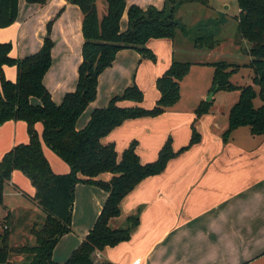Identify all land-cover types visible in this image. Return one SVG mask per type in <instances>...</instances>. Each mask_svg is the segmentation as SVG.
I'll return each mask as SVG.
<instances>
[{"label": "crops", "instance_id": "obj_1", "mask_svg": "<svg viewBox=\"0 0 264 264\" xmlns=\"http://www.w3.org/2000/svg\"><path fill=\"white\" fill-rule=\"evenodd\" d=\"M125 3L142 9L150 6L161 9L165 0H125ZM96 8L98 18L102 19L107 4L104 0H96ZM166 9L168 12L169 8ZM228 9L225 6L224 11ZM184 11L189 18L196 11L224 16L214 2L208 7L197 3L182 4L175 9V17L182 20ZM198 18L197 14L193 18L196 21L190 20L191 26L195 22H198L196 26H201ZM52 20L51 65L43 78V85L52 101L58 105L66 93L76 88L83 43L79 7L65 0H49L44 5L19 0L17 19L11 26L0 29V42L11 43L12 58L21 59L32 55L40 49L47 33L46 25ZM224 21L206 30L207 33L198 34L215 36L220 40L213 50L194 49L192 43L195 33L183 30L186 29L183 26L173 41L152 39L147 42L146 47L154 54L155 61L131 49L119 51L112 65L99 75L96 98L77 120L76 129H82L92 111L105 107L113 95L120 94L132 83L133 77L144 95L140 106L145 109L153 107L159 97L156 79L173 59L186 62V57L190 56L195 57V60H192L193 66L180 84V100L177 104L156 118L127 120L101 140L103 144L113 143L118 157L130 142L136 141L140 162L149 163L157 158L166 139L164 135L160 136L154 147L150 148L153 140L148 137L153 133L152 125L166 123L167 132L176 131L177 137L179 132L181 134L172 144L174 151L185 146L190 140V126L195 113L174 108L181 103L182 88L193 69H212L209 63L227 62L223 55L229 53L244 55L246 64L250 61V57L245 54L246 44L242 43V49L235 44L236 24L234 30L229 31L225 30L228 28ZM126 27L124 13L120 30L124 31ZM3 73L7 80L15 82V67L5 66ZM200 99L195 101L199 103ZM32 102L38 103L35 99ZM134 105L128 101L119 103L121 107ZM216 114L212 110L197 120V129L201 133L198 144L171 159L161 174L141 181L121 201L120 216L111 219L109 227L120 228L127 217L136 214L139 224L127 242L97 252L98 261L112 264H264V135L253 136L247 127H240L224 142L221 136L227 128L228 116L220 123ZM35 129L41 138L42 125L37 123ZM27 142L25 122L4 123L0 126V160L13 147ZM41 144L53 172L67 174L70 170L68 165L49 150L42 140ZM110 178L111 175L105 173L96 180L107 182ZM15 194L25 198L30 205L11 211L5 197ZM34 194L35 189L30 181L21 172L13 171L10 182L4 186L3 207L6 208L5 216L7 213L16 216V226L17 222L24 220L26 230L29 224L44 218L30 200ZM106 198L107 194L97 186L83 183L75 186L70 229L75 239H71L70 233L59 239L52 254L55 262L65 261L81 243L95 223Z\"/></svg>", "mask_w": 264, "mask_h": 264}, {"label": "trees", "instance_id": "obj_2", "mask_svg": "<svg viewBox=\"0 0 264 264\" xmlns=\"http://www.w3.org/2000/svg\"><path fill=\"white\" fill-rule=\"evenodd\" d=\"M28 4L44 5L49 0H24ZM81 11V63L78 67L76 88L66 93L56 105L43 85V78L51 65L53 41L50 26L40 49L21 59L10 56L11 43L0 42V126L8 121L26 123L28 142L18 144L0 160V207L3 206L5 184L11 180L13 171H19L35 189L30 199L44 215L32 223L28 234L33 245L14 246L11 237L16 229L14 214L7 213L0 222V264H112L100 262L96 253L115 247L130 239L138 226V214L129 216L117 229L109 227V221L120 216L121 201L144 179L161 174L168 162L200 142V136L191 126V137L186 146L177 152L172 150L171 139L165 141L152 163L142 164L136 153V141L130 142L120 157L113 143L101 140L125 121L139 118H155L162 115L180 100V84L188 75L192 63L172 60L170 66L155 81L159 97L151 109L140 104L143 93L135 83L120 94L113 95L103 108L94 109L87 124L80 130L76 122L97 95L99 75L109 68L117 53L131 49L142 57L155 61L154 54L146 47L149 40H174L178 30L185 25L175 17V9L185 3H197L208 7V0H165L163 8L150 6L142 9L127 6L125 0H105L107 11L98 18L96 0H65ZM235 44L250 57L244 65L253 72L251 85L238 87L229 81L239 65L225 61L209 63L212 67L211 92L239 91L238 101L228 112V125L222 135L224 142L231 133L247 127L253 136L264 135V105L255 108L253 101L259 98L264 104V0H236ZM19 0H0V29L11 26L17 19ZM169 11L167 12V9ZM126 14L127 27L120 30V21ZM182 28V29H181ZM220 44L215 36L197 35L192 43L194 49L213 50ZM5 66L15 67V82L7 80ZM38 101L34 104L32 100ZM128 101L135 105L119 106ZM211 102H201L195 109V119L208 114ZM42 125L41 138L35 125ZM69 167L67 174H55L45 158L42 144ZM111 175L109 181L96 180L101 175ZM79 183L94 185L107 194V198L90 231L64 263L53 260L52 254L59 239L70 232L75 186ZM23 196L26 197L24 193ZM16 217V216H15ZM18 258V259H16Z\"/></svg>", "mask_w": 264, "mask_h": 264}, {"label": "rangeland", "instance_id": "obj_3", "mask_svg": "<svg viewBox=\"0 0 264 264\" xmlns=\"http://www.w3.org/2000/svg\"><path fill=\"white\" fill-rule=\"evenodd\" d=\"M208 2H209V4H208L209 6H211V4L214 2L216 4V6H218L220 8V11L223 12L224 16H221V14L214 13V12L206 11V13L204 14V13H202L203 11H200V12L196 11L195 12L196 14H194V16L197 14L199 15V18L197 21H200L199 23H201V26H199V25L196 26V24L198 22L193 23V25L191 26V21L195 20V19H193L194 16L192 15L189 18L188 14L184 11V12H182L183 13L182 14V20H180L181 24L185 25V27H186V29H183V30H185V31L190 30L191 34L194 32L195 33L194 36H197L198 34H202L201 32L207 33L206 30L210 29L211 27L217 25L220 21H224V20H225L224 21L225 26H227V28H228L225 30H229V31L234 30L235 24H236L235 18L237 16V10H238L236 0H208ZM104 3H106L105 0H104ZM225 6L229 7V9L227 11H224ZM209 18L211 19L210 21L207 20ZM177 20H179V19H177ZM50 22H51L50 34H51V27H52L53 20ZM213 23H215V24H213ZM48 24L46 25V30H47ZM50 39H51V36H50ZM223 56H225V58L227 59L226 61L228 63L239 65V69L230 76V78H229L230 83L232 85H235L238 87L251 85V86H253L254 90L256 92H258V87L255 86L252 82V78H253L252 70L250 68L244 66L246 64V63H244L245 62V59L243 57L244 55L238 54V53H229V54H226ZM194 58L188 56V57H186V60H188L186 62L192 63L193 62L192 60H195ZM192 66H193V63H192ZM212 71H213V69H211V68L200 69L198 67H195L192 71V74H190V76L187 78V80L185 81V84L182 88L181 103L177 106V108H174V109H177V111H183L185 113H188L189 111L194 113L195 112L194 110L197 108L199 103L211 102L210 112L212 110H214V112L217 113L216 115L218 117V121L220 123H222L223 120H225L227 118L230 108L238 101L239 91H233V92L217 91L214 93L211 92L210 87H211L212 74H213ZM134 76H136V75H134ZM134 79H135V77L132 78V80H133L132 83H135ZM210 94H213V97L210 101H207V98L209 97ZM200 95H201V97H200ZM143 97H144V95H143ZM150 98L151 97L149 96L148 100H150ZM197 98L198 99L201 98L199 103L197 101H195V100H197ZM262 105H264V104L260 101V99L258 97L254 99L253 106L255 108H258ZM151 108L152 107L146 108V109H151ZM157 117H159V116H157ZM197 120L198 119L194 118L192 123H191V126L193 125L195 131L199 134L200 139H201V133L197 129ZM226 129H225V131H226ZM152 130H153L154 134L152 133L148 137L149 139L153 140V145L151 147L148 145V147H150V148L154 147L156 140L160 139V136H162V135L165 136V138H166V139H164L165 141L168 140V138H170L171 144H173V142H175L176 138H179L181 136L180 132H179V137H177L178 134L176 133V131L167 132V124L166 123L152 125ZM225 131H223V133ZM223 133H222V135H223ZM190 137H191V135H190ZM165 141H163V142L165 143ZM177 141H178V139H177ZM136 144H137V142H136ZM172 150L174 151L173 147H172ZM177 151H174V152H177ZM152 162L153 161H151L149 163H152ZM144 164H147V163H144ZM5 199L7 201L8 207L11 208L10 209L11 211L18 210V209H21L23 207H27L28 205H30L29 202L25 198H23L22 196H20L18 194L8 195L7 197H5ZM73 206H74V203H73ZM5 209L6 208H4L3 206L0 207V222H2V220L6 214V212L4 211ZM73 211H74V207H72V216H73ZM41 216H43V215H41ZM31 221L32 220H30V222ZM71 221H72V218H71ZM17 225L18 226L14 230L15 232L11 238V244L17 245V246H23L25 244L26 245H33L34 240L31 239V237L29 236L28 229L27 230L25 229V226H27V225L24 224V220H22L21 222H17ZM29 225H30L29 227H31L32 224H29ZM70 229H71V223H70ZM0 231H2L1 227H0ZM71 231L72 230H70L69 235H72V236H70L71 239H75V235ZM16 259H18V258H16ZM60 260H63V259H60ZM66 260H67V258H66ZM65 261H63L61 263H64Z\"/></svg>", "mask_w": 264, "mask_h": 264}, {"label": "water", "instance_id": "obj_4", "mask_svg": "<svg viewBox=\"0 0 264 264\" xmlns=\"http://www.w3.org/2000/svg\"><path fill=\"white\" fill-rule=\"evenodd\" d=\"M213 97V94H210L209 97L207 98V101H210Z\"/></svg>", "mask_w": 264, "mask_h": 264}]
</instances>
